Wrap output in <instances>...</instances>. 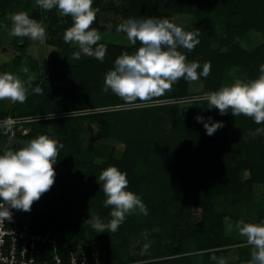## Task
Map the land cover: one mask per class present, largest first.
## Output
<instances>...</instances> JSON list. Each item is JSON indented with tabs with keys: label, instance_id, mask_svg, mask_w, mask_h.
Wrapping results in <instances>:
<instances>
[{
	"label": "trees",
	"instance_id": "16d2710c",
	"mask_svg": "<svg viewBox=\"0 0 264 264\" xmlns=\"http://www.w3.org/2000/svg\"><path fill=\"white\" fill-rule=\"evenodd\" d=\"M38 1L44 5L49 0ZM189 1L129 0L121 16L134 28L132 47L91 38L72 48L79 10L99 9V0H52V8L63 12L62 19L53 18L63 25L49 28L56 54L43 76L26 83L28 95L20 107L0 113V120L67 116L42 120L51 123L49 131L31 120L11 126L15 131L21 125L29 128L30 135L23 137L38 141L35 151L17 142L19 134L7 144L11 127L0 125V159L25 164L30 184L16 189L20 184L8 183L9 176L0 170V189L22 197L30 228L55 235L59 251L81 245L100 264H220V254L236 246L237 260L231 264H264L259 215L234 213L241 205L259 207L253 205L256 185L264 202V41L251 51L240 46L251 31L264 36V0H194V9ZM28 5L29 0H0V15ZM172 13L196 15L190 53L168 45ZM32 15L39 17L37 22ZM31 16L20 14L14 27L39 30V12ZM22 40L16 37L15 47L22 48ZM215 43L225 50L213 49ZM145 51L155 52L156 62L141 80L168 78L167 98H189V82H201V97L185 113L174 104L102 109L129 104L121 100L119 84L130 77L132 54ZM229 73L244 75L248 92L220 95L232 81ZM166 112L169 131L145 124L160 122ZM90 123L99 125L98 141L123 144L119 157L110 146L80 147ZM105 151L108 156L96 161ZM134 203L140 204V215L112 228L114 212ZM194 209L200 212L197 221L190 218ZM89 216L96 217L94 224L86 222ZM225 219L240 222V239L225 234ZM133 238H141L136 247H131Z\"/></svg>",
	"mask_w": 264,
	"mask_h": 264
},
{
	"label": "rangeland",
	"instance_id": "374dc122",
	"mask_svg": "<svg viewBox=\"0 0 264 264\" xmlns=\"http://www.w3.org/2000/svg\"><path fill=\"white\" fill-rule=\"evenodd\" d=\"M59 1V0H55ZM129 0H99V9H80L77 18V32L72 33L70 46L72 48L81 46L85 44L88 39L96 38L101 43L121 45L125 47H132L135 43L134 28L128 20L122 18V10L128 5ZM191 7L194 9L196 4L194 0L189 1ZM39 12L40 18L42 19L41 28L39 30H25L21 28H16L14 25L18 21V16L20 14H26L31 16L32 12ZM38 15V14H37ZM32 15L30 19L37 22L38 16ZM53 15V16H52ZM57 17L62 19L63 12L60 10H54L52 8V0H49L40 4L38 0H29V5L22 9H9L2 15H0V113H6L12 109L19 108V103L28 95V89L26 88V83L30 80L38 79L40 75H44L46 70V65L48 60L56 54V50L49 43L50 38H52V32L49 28L56 29L59 25H63V22L58 21L56 24L53 22V18ZM53 22V27L51 26ZM171 22V32L168 38V45L174 49L182 52L190 53L192 50V43L190 41L196 25V15L194 13H172L170 15ZM55 24V25H54ZM22 36L24 40V46L22 48L15 47V38ZM190 38V39H189ZM22 40V41H23ZM264 41V36L260 35L258 32H249L245 39L240 43V46L248 51L257 48ZM213 49H218L224 51L225 47L215 43L212 45ZM156 62V53L152 51L136 52L133 53L130 58L129 69V79L121 82L119 84L120 97L126 103L125 106L114 108L107 107L102 108L104 112L114 111L118 109H131L133 107H147L152 108L159 105L174 104L178 106L180 113H185L191 108L190 102L201 97V87L202 84L198 80L189 82V98L173 100L169 97L170 88L169 81L166 77H154L151 78L149 82H143L141 76L150 72V66ZM232 77V81L227 86H223V93L220 95H231L246 93L247 83L244 75L238 73H229ZM54 86H66L64 82H54ZM150 88V89H149ZM148 89V90H147ZM150 93V95L148 94ZM152 96L150 102L146 103H134L141 97ZM204 97V96H203ZM150 99V98H149ZM101 109V111H103ZM100 111V112H101ZM168 112V111H167ZM167 112L162 113V120L152 121L147 120L145 124L150 127L155 126L153 129H161L162 132L169 131L171 124V117ZM70 115H78V113H70ZM67 116V114L62 115H52V116H42L33 118L35 122L39 123L42 120H50L53 118L61 119ZM25 118H15L8 117L0 120V125L13 126L16 123L26 122L30 120H23ZM42 122L44 129L49 131L51 129L50 122ZM111 122L115 123V119ZM25 124V123H24ZM99 128L98 123H90L86 125L85 132L81 135V148L97 147L100 149L102 146H110L114 156H120L123 149V144L117 143L116 141H98L97 140V129ZM31 131L28 127L19 126L18 130L15 131L12 127L10 129V134L8 142L13 143L16 141L15 136L18 135L19 143L27 145L31 150L35 151L39 143L35 138H24L23 136L30 135ZM17 138V137H16ZM6 144V145H7ZM107 151L100 153L96 158V161L101 162L108 156ZM0 168L5 171L6 176H9L7 182L19 183L20 186H15L16 189H22L21 187H30L29 176L26 170V166L23 163H14L12 165L6 164L5 160L0 159ZM262 198V188L259 185L253 187V201L259 207L255 206L251 208L244 207V205L237 206L235 208V215L242 217H252L256 218L257 215L260 217L261 228L264 229V202L261 201ZM141 206L138 203H134L130 208L116 210L114 212L115 220H112L110 225L115 227L116 223L122 219H127L128 217H138L140 215ZM199 210L194 209L191 213L192 221H197L199 219ZM247 215V216H246ZM96 220L95 216H89V225L94 224ZM225 234L229 235L234 239H240L242 236L241 224L236 220L225 219L224 221ZM102 231H99L101 234ZM143 238V237H142ZM140 239H132L131 247L138 246ZM93 239H91L92 241ZM92 243V242H90ZM95 245L94 243H92ZM236 246L229 248L226 253L220 254V264H231L237 260ZM73 249H79L84 251L83 246H78Z\"/></svg>",
	"mask_w": 264,
	"mask_h": 264
},
{
	"label": "built area",
	"instance_id": "2783aa9c",
	"mask_svg": "<svg viewBox=\"0 0 264 264\" xmlns=\"http://www.w3.org/2000/svg\"><path fill=\"white\" fill-rule=\"evenodd\" d=\"M0 170H2L0 168ZM0 264H100L84 251L58 249L49 231L36 233L29 226L28 207L19 194L0 189Z\"/></svg>",
	"mask_w": 264,
	"mask_h": 264
}]
</instances>
